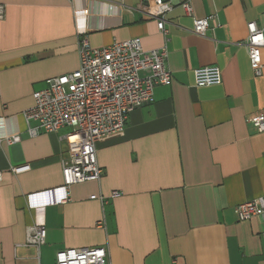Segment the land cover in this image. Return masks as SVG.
I'll return each instance as SVG.
<instances>
[{"label": "crops", "instance_id": "0c3cea01", "mask_svg": "<svg viewBox=\"0 0 264 264\" xmlns=\"http://www.w3.org/2000/svg\"><path fill=\"white\" fill-rule=\"evenodd\" d=\"M163 1L165 36L145 0H0V264H55L57 251L90 246L111 264H264V216L235 214L264 195V132L247 121L264 112V46L256 75L245 43L250 21L264 37V0H190L192 15L184 0ZM208 16L206 33H194ZM83 25L94 47L139 37L145 50L165 48L172 82L95 143L98 181L42 207L39 193L62 186L69 128L30 136L24 112L47 78L78 67ZM203 66H218L221 83L196 86ZM113 190L105 203L90 198ZM35 224L46 230L38 246L27 241Z\"/></svg>", "mask_w": 264, "mask_h": 264}, {"label": "built area", "instance_id": "2783aa9c", "mask_svg": "<svg viewBox=\"0 0 264 264\" xmlns=\"http://www.w3.org/2000/svg\"><path fill=\"white\" fill-rule=\"evenodd\" d=\"M181 6L187 15H192L190 0H184ZM171 9L169 2L145 0V16L156 20L157 29L164 36L167 34L165 15ZM4 12L5 6L0 4V19L4 17ZM87 14V9L76 11V17L78 20L83 18V22ZM210 18L194 19L193 32L204 35L209 29ZM77 31L78 67L47 78L46 85L33 92V105L24 112L27 122L35 123L28 129L30 136L69 128L63 136L68 158L62 161V186L39 193L43 198L42 207L66 202L69 199L68 188L74 184L98 181L102 169L98 164L95 143L120 133L129 113L153 99L156 86L172 82L165 48L145 50L139 37L94 47L88 40L84 25L79 26ZM247 33L248 59L253 72L260 75L263 68V28L250 21ZM193 75L196 86L216 85L222 81L218 66L196 68ZM247 121L257 131L264 132V112L249 116ZM7 141L17 142L19 135H12ZM119 195V191L113 190L107 196L100 194L90 198L105 203ZM31 205L34 206L33 202ZM235 214L241 221L264 216V195L239 203ZM45 236L42 224L28 228V243L41 245ZM261 236L264 239V230ZM55 261V264H111L103 246L65 248L57 251Z\"/></svg>", "mask_w": 264, "mask_h": 264}]
</instances>
